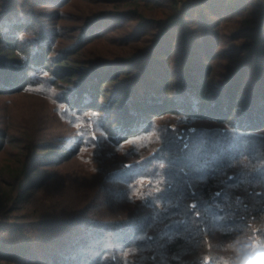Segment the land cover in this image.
Wrapping results in <instances>:
<instances>
[{"label":"trees","instance_id":"trees-1","mask_svg":"<svg viewBox=\"0 0 264 264\" xmlns=\"http://www.w3.org/2000/svg\"><path fill=\"white\" fill-rule=\"evenodd\" d=\"M185 2L106 0L59 27L40 6L70 0H0V95L72 130L44 145L0 109V264H264V0ZM114 31L123 53L85 54Z\"/></svg>","mask_w":264,"mask_h":264},{"label":"rangeland","instance_id":"rangeland-1","mask_svg":"<svg viewBox=\"0 0 264 264\" xmlns=\"http://www.w3.org/2000/svg\"><path fill=\"white\" fill-rule=\"evenodd\" d=\"M101 1L106 0H70V3H67L60 7L58 10H52V7L49 5L40 6L44 8V11L49 12V18L53 19L52 24L55 26H69V27H76L79 26V21H82L84 18L89 17L91 14L98 12L97 9H106V6H102ZM185 4L181 3L182 8H186L188 6V0H185ZM193 2L194 0H190ZM2 2V1H1ZM22 0H17V5H20ZM188 2V3H187ZM39 7V8H40ZM103 7V8H102ZM23 9L22 7L20 8ZM42 14V13H40ZM38 14V15H40ZM254 17L251 16L250 19H253ZM27 20V19H26ZM49 19H44L43 23H47L49 26H52V24L49 22ZM78 21V22H76ZM101 27V26H100ZM251 27V25L249 26ZM255 27V26H254ZM106 28H103V30ZM106 31V30H105ZM97 32V30H94V33ZM56 34L59 33L58 30L55 32ZM252 32H249L251 34ZM102 40L96 41L88 48V52L85 51V54L89 55L90 53H97V54H103V55H110V53L113 54H119L121 51L125 50V48L122 46L120 37L116 34V32H110L103 36ZM50 38V37H49ZM60 41H65V38H59ZM8 40H2L0 35V51H6L8 50L7 47L10 46L7 45ZM264 45V44H263ZM14 47V45H13ZM12 53H18L20 50L17 48L11 49L9 48ZM35 49V48H34ZM223 53L230 54L228 51V46H224V48H221ZM26 51V50H25ZM26 53V52H25ZM14 60V58H13ZM215 63L219 66H224L226 64V61L224 59H218ZM43 66H38V69H41ZM50 67V66H46ZM47 69V68H46ZM218 69V68H217ZM219 73V72H218ZM41 80H45L46 76L39 75ZM50 102L46 99L37 97L36 95H29V94H17L15 96H6V95H0V109H6L9 114L7 118V124H9L10 129L15 131V129L19 127H33L36 128V131L42 130L41 142L44 145L51 144L53 147L61 148L64 145V139L71 136L72 130L67 127V123L63 122L58 115H56L53 112V109L50 107ZM111 115H107L106 113L102 114V117L106 119L107 121H111L113 119L110 118ZM36 123H38L36 125ZM110 123V122H109ZM110 128V127H109ZM111 130L113 128H110ZM30 130V129H29ZM73 144V143H72ZM70 144V145H72ZM67 152V149L64 150ZM59 152H54V155H58ZM43 155V154H41ZM46 157L51 158V154H45ZM80 158H76L69 164L58 167V166H47L42 167L44 165H40L38 167H42L41 170L37 172V176L41 175H48V174H64L65 171H76L83 167V162L79 160ZM0 160H2L0 156ZM35 169V168H34ZM36 235H32L31 238L35 237ZM39 236V235H38ZM0 238H8V232L3 230V227L0 228Z\"/></svg>","mask_w":264,"mask_h":264}]
</instances>
